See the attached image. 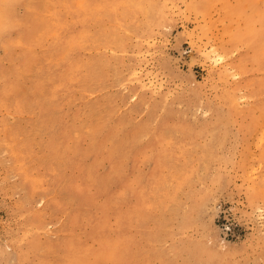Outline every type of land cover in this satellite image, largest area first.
Instances as JSON below:
<instances>
[{"label":"rangeland","instance_id":"rangeland-1","mask_svg":"<svg viewBox=\"0 0 264 264\" xmlns=\"http://www.w3.org/2000/svg\"><path fill=\"white\" fill-rule=\"evenodd\" d=\"M0 264H264V0H0Z\"/></svg>","mask_w":264,"mask_h":264}]
</instances>
